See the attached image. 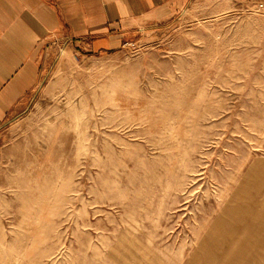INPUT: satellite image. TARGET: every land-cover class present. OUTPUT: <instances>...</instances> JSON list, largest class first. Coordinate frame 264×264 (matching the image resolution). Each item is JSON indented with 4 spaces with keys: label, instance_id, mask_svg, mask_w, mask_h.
Masks as SVG:
<instances>
[{
    "label": "rangeland",
    "instance_id": "374dc122",
    "mask_svg": "<svg viewBox=\"0 0 264 264\" xmlns=\"http://www.w3.org/2000/svg\"><path fill=\"white\" fill-rule=\"evenodd\" d=\"M260 4H172L111 51L44 45L0 124V264H264Z\"/></svg>",
    "mask_w": 264,
    "mask_h": 264
},
{
    "label": "crops",
    "instance_id": "0c3cea01",
    "mask_svg": "<svg viewBox=\"0 0 264 264\" xmlns=\"http://www.w3.org/2000/svg\"><path fill=\"white\" fill-rule=\"evenodd\" d=\"M186 0H0V124L40 85L42 47L115 50L149 20ZM261 5V4H260ZM264 8V5H262Z\"/></svg>",
    "mask_w": 264,
    "mask_h": 264
},
{
    "label": "bare ground",
    "instance_id": "6f19581e",
    "mask_svg": "<svg viewBox=\"0 0 264 264\" xmlns=\"http://www.w3.org/2000/svg\"><path fill=\"white\" fill-rule=\"evenodd\" d=\"M258 179H259V177H258ZM257 186H258V184H257ZM255 189V188H254ZM252 192V191H251ZM240 211V210H239ZM223 222V221H222ZM221 224V223H220ZM232 230V229H231ZM231 233V232H230ZM221 234V233H220ZM224 235H225V233H224ZM231 235V234H230ZM234 235V234H233ZM234 237V236H233ZM249 239V238H248ZM211 241V240H210ZM214 241V240H213ZM223 241V240H222ZM249 241H250V239H249ZM214 243V242H213ZM221 243H223V242H221ZM215 244V243H214ZM209 245V244H208ZM219 246V245H218ZM203 248V247H202ZM207 248V247H206ZM203 249H205V248H203ZM206 250V249H205ZM209 250V249H208ZM213 250H215V249H213ZM223 250V249H222ZM208 252V251H207ZM220 252V251H219ZM210 254V253H209ZM208 254V255H209ZM218 255V254H217ZM212 257H213V254L211 255ZM209 257V256H208ZM207 258V257H206ZM214 261V260H213ZM232 264H234L233 262H232Z\"/></svg>",
    "mask_w": 264,
    "mask_h": 264
},
{
    "label": "built area",
    "instance_id": "2783aa9c",
    "mask_svg": "<svg viewBox=\"0 0 264 264\" xmlns=\"http://www.w3.org/2000/svg\"><path fill=\"white\" fill-rule=\"evenodd\" d=\"M260 6H262V5H260Z\"/></svg>",
    "mask_w": 264,
    "mask_h": 264
}]
</instances>
